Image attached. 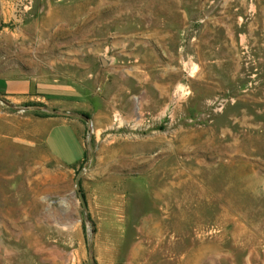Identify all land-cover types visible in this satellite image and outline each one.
<instances>
[{
    "label": "rangeland",
    "instance_id": "obj_1",
    "mask_svg": "<svg viewBox=\"0 0 264 264\" xmlns=\"http://www.w3.org/2000/svg\"><path fill=\"white\" fill-rule=\"evenodd\" d=\"M0 78L78 102L0 96V264H264V0H0Z\"/></svg>",
    "mask_w": 264,
    "mask_h": 264
},
{
    "label": "crops",
    "instance_id": "obj_2",
    "mask_svg": "<svg viewBox=\"0 0 264 264\" xmlns=\"http://www.w3.org/2000/svg\"><path fill=\"white\" fill-rule=\"evenodd\" d=\"M0 96L10 101L9 105L27 101H44L60 112L71 114L78 109L75 94L70 88L48 87L27 79L0 78ZM44 144L51 156L67 167L80 164L85 155L82 134L84 123L76 117L51 114L39 121Z\"/></svg>",
    "mask_w": 264,
    "mask_h": 264
},
{
    "label": "trees",
    "instance_id": "obj_3",
    "mask_svg": "<svg viewBox=\"0 0 264 264\" xmlns=\"http://www.w3.org/2000/svg\"><path fill=\"white\" fill-rule=\"evenodd\" d=\"M58 111H54V113H57ZM91 249V248H90Z\"/></svg>",
    "mask_w": 264,
    "mask_h": 264
}]
</instances>
